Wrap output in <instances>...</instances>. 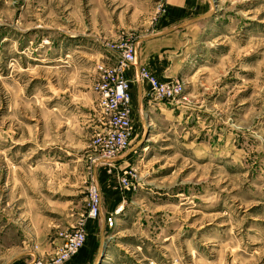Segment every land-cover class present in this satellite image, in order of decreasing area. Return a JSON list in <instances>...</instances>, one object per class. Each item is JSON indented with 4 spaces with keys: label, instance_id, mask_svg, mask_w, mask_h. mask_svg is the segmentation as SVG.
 Here are the masks:
<instances>
[{
    "label": "rangeland",
    "instance_id": "rangeland-1",
    "mask_svg": "<svg viewBox=\"0 0 264 264\" xmlns=\"http://www.w3.org/2000/svg\"><path fill=\"white\" fill-rule=\"evenodd\" d=\"M169 5L0 0V264L50 261L62 231L87 229L91 185L109 212L95 264H264V0H213L187 66L167 79L184 92L160 107L149 87L148 131L135 136L131 115L127 161L94 147L95 84L130 44L184 18Z\"/></svg>",
    "mask_w": 264,
    "mask_h": 264
},
{
    "label": "crops",
    "instance_id": "crops-1",
    "mask_svg": "<svg viewBox=\"0 0 264 264\" xmlns=\"http://www.w3.org/2000/svg\"><path fill=\"white\" fill-rule=\"evenodd\" d=\"M170 7L177 8L184 18L174 25H169L156 33L143 35L134 44L136 59L131 69L127 71L126 76L129 78L132 117L136 127L133 128L135 136L146 134L149 123L146 108L145 93L149 90V83L140 80V68L145 64L153 67L154 71H163L164 76L168 78H176L183 72L187 66V59L192 55L191 50L195 51L197 42L201 39L200 35L205 27L206 20L211 16V7L213 0H169ZM194 8V10H191ZM187 9H190L187 10ZM187 16V17H185ZM198 38H200L198 40ZM194 53V52H193ZM187 63V64H186ZM152 65V66H151ZM163 107V103H159ZM163 104V105H162ZM164 110V108H163ZM158 114V112H157ZM156 114V115H157ZM149 133V132H148ZM142 137V139H143ZM141 139V140H142ZM129 152V151H128ZM129 153H123L114 162H123L128 160ZM99 175H97V184L100 187ZM109 189V198L113 202L118 201V191ZM100 191H102L100 187ZM101 210V215L97 220H90L87 224V240L84 248L80 250L67 264H95L97 259L105 257L107 242L106 230L109 229L106 222V215ZM108 255V253H107ZM33 258H36L35 256ZM7 264H30L29 259L26 261L25 254H18L12 258Z\"/></svg>",
    "mask_w": 264,
    "mask_h": 264
},
{
    "label": "built area",
    "instance_id": "built-area-1",
    "mask_svg": "<svg viewBox=\"0 0 264 264\" xmlns=\"http://www.w3.org/2000/svg\"><path fill=\"white\" fill-rule=\"evenodd\" d=\"M136 59L135 45L130 44L118 59V69L107 72L94 86L99 95L103 112V121L94 139V147L100 158L114 161L129 148L131 137V94L130 82L126 78L125 69L131 67ZM140 80L147 81L150 86L149 101L166 103L174 101L185 90L183 79L161 81L145 67L140 68ZM120 183H126L125 176H117ZM87 218L97 220L101 215V194L98 186L89 187ZM87 219H82L77 226L61 232L62 243L50 261L33 259L30 264H66L84 245L87 240Z\"/></svg>",
    "mask_w": 264,
    "mask_h": 264
}]
</instances>
